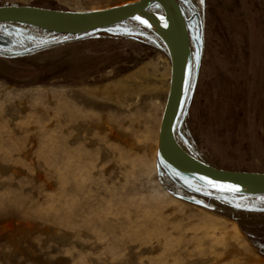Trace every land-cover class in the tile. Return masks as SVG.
Listing matches in <instances>:
<instances>
[{
	"label": "rangeland",
	"instance_id": "1",
	"mask_svg": "<svg viewBox=\"0 0 264 264\" xmlns=\"http://www.w3.org/2000/svg\"><path fill=\"white\" fill-rule=\"evenodd\" d=\"M137 1L0 0V7L91 12ZM176 2L190 45L176 143L216 169L264 173V0ZM152 4L146 10L165 18ZM156 22L153 29L132 18L75 36L0 25V264H264V194L175 173L154 141L160 110L144 124V140L133 117L140 105L123 111L81 90L152 58L170 61ZM103 123L133 148L115 149L109 127L97 130ZM93 140L103 149L90 148ZM89 154L97 155L81 158ZM80 183L95 190L80 194ZM107 193L108 206L91 208ZM113 213L132 225L105 229Z\"/></svg>",
	"mask_w": 264,
	"mask_h": 264
},
{
	"label": "water",
	"instance_id": "2",
	"mask_svg": "<svg viewBox=\"0 0 264 264\" xmlns=\"http://www.w3.org/2000/svg\"><path fill=\"white\" fill-rule=\"evenodd\" d=\"M152 3L162 8L168 23L165 37L170 63V88L162 117L158 154L176 171L197 179L203 177L219 184L236 185L238 192L264 194V173L216 169L181 150L173 134L180 109L186 67L190 57L186 20L176 0H139L123 6L91 12H68L30 6H1L0 24H19L60 35H83L132 19Z\"/></svg>",
	"mask_w": 264,
	"mask_h": 264
},
{
	"label": "bare ground",
	"instance_id": "3",
	"mask_svg": "<svg viewBox=\"0 0 264 264\" xmlns=\"http://www.w3.org/2000/svg\"><path fill=\"white\" fill-rule=\"evenodd\" d=\"M152 5H151V7H152ZM158 15L156 13L155 14L154 13H150L148 10H146V11H143L142 13L136 15L133 18H135V19L139 18L138 20H140L141 22L142 21H146V23H144V24L147 25V27L148 26L152 27L153 29L157 26L156 25V23H157L156 20L157 21L159 20L161 22V24L159 25L160 31H161V35L163 37H165L166 30H167V27H168V23H167V21H165L164 17H162V16L158 17ZM13 25H19V24H13ZM188 72H189V65L187 64L179 112H180V110H181V108H182V106L184 104L185 94H186V91H187ZM170 77H171V63H170V61L169 60L161 61L159 59V57H158L156 59L152 58V59H149V60H146V61L142 62L141 64H139L134 69H132V70L120 75L119 77L107 80V81H105L103 83H100V84H94V85L85 86L84 89H81V88L80 89L82 90L84 95H86L90 100L97 101V102H102V103H105V104H109V105H112L113 107H115L117 109H123V111L124 110L129 111V110L137 107L138 105H140L139 110H137L133 114V117H134V121H135V128L139 131V137L143 138V136L146 134V132L148 133V129H147L146 132H144V135H143L142 128H143V126L145 127V125H144L145 123L146 124L147 123H152V122H154L156 120L155 113H156L157 110H160V112H161L160 121H159V124L161 125V121H162V117H163V114H164L166 101H167V97H168V93H169V88H170ZM78 94H79V91H78ZM86 96H84V97H86ZM89 99H88V101H89ZM140 117H141V119L143 121L142 124L138 123V119ZM106 125H104V123H103V125H102L103 127L100 126L97 130L102 131V128H105ZM91 128L93 129L94 127H91ZM144 129H146V128H144ZM107 131H109L108 132L109 133V142L110 141L113 142V146H115L114 147L115 149L117 148V149H125V150H127V149H132L133 148L134 143L131 142L128 138H126L124 140H121L119 138V134L116 133V131L114 130L113 127L110 126ZM93 132H94V130H93ZM158 140H159V133H158L157 137L154 140L155 143H156V146L158 144ZM100 143H101L100 141L96 142V141L93 140V141H90L87 144H88V146L90 148L96 147V148H99L100 150H102L103 148L101 149V147H99V145H98ZM113 146H110V148L111 147L113 148ZM106 151H108V150L106 149ZM112 151L116 152V150L115 151L112 150ZM141 151H143V150H140V152ZM110 153H111V151H110ZM143 153H144V151H143ZM112 154H114V153H112ZM96 155H94V156L92 154L81 155V158L82 159H86L87 158V159H90V160L93 161V157H95ZM96 158H98V157H96ZM166 166L168 167V169L174 171L175 173H177L179 175L180 174L184 175V174L176 171L175 169L171 168L170 166H168V165H166ZM77 173L78 174L82 173V168L81 167H79L78 172H76V174ZM83 173H84V170H83ZM104 173L106 174V172H104ZM84 174H81V175L84 176ZM74 176H76V175H74ZM91 176H92V174H91ZM94 176H96V174H94ZM79 177H80V175H79ZM92 178H93V176H92ZM197 179L198 180H204V181L208 180V179H202V177H197ZM84 182H85V179H84ZM76 187H77L76 190H78L77 192H80V194L84 193V192L87 193V191H89V192L92 191L93 192L95 190V188H94L95 186H93V184H90L88 187H85V186L82 187V184L80 183ZM158 187H159L160 191L162 192V194L169 195V193L163 188V186L158 185ZM96 189H97V187H96ZM95 193H97V192H95ZM95 196L97 197V195H95ZM95 196L93 198V200L95 201V204L92 205L91 208L94 207L96 209V208H98L100 206H103V205H106V204L108 206L110 204V203L109 204L106 203L108 201V197L110 198L109 194L107 196L105 195L106 197L104 195H102V196H104L103 199H101L102 196H100L101 197L100 199H98V197L96 198ZM114 198H116V197H114ZM118 200H121V199H118ZM115 205L116 204L114 202L113 206H115ZM94 208H93V210H94ZM103 209H105V208H103ZM108 210H109V208H108ZM108 210H106V211H108ZM129 210H131V209H129ZM110 212L112 213L113 211L111 210ZM115 213H113V215L117 216L116 215L117 213L116 214ZM115 216H113L114 218H111L109 220V224L106 223V227H108V228H105V229H109L110 230V229H114V227H115V229L117 227L127 228L130 225H132L131 222H132L133 219L130 220L129 218H127L126 220H119L118 219L119 216H117V217H115ZM136 220L137 219H135V221ZM202 220H203L202 223H204L205 220L204 219H202ZM110 222H111V224H110Z\"/></svg>",
	"mask_w": 264,
	"mask_h": 264
},
{
	"label": "snow or ice",
	"instance_id": "4",
	"mask_svg": "<svg viewBox=\"0 0 264 264\" xmlns=\"http://www.w3.org/2000/svg\"><path fill=\"white\" fill-rule=\"evenodd\" d=\"M137 19H139V18H137ZM142 23H146V21H142ZM202 179H205V178L202 177ZM206 182L208 183L209 186H211L213 188L222 189V190L227 189L230 191H239V188L236 185L219 184V183H216L215 181H213L211 179H208Z\"/></svg>",
	"mask_w": 264,
	"mask_h": 264
}]
</instances>
